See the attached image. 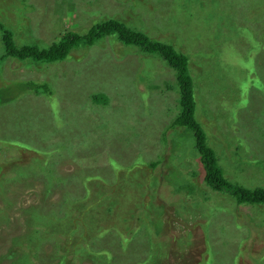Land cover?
<instances>
[{"label": "rangeland", "instance_id": "374dc122", "mask_svg": "<svg viewBox=\"0 0 264 264\" xmlns=\"http://www.w3.org/2000/svg\"><path fill=\"white\" fill-rule=\"evenodd\" d=\"M108 17L150 36L160 32L153 37L188 54L190 75L197 80L194 118L217 165L235 184L264 186V90L241 82L247 93L223 100L214 94L219 82H230L232 73L245 68L226 55L241 57L240 50L247 49L244 38L256 24H264V0H0V21L14 32L17 45L48 47L65 31L84 34ZM256 34L264 40V31ZM254 44L259 52L252 67L263 63L264 74V46L261 40ZM223 48V59L219 55L205 63L206 51ZM139 52L138 46L110 33L90 45H74L61 60L0 61V171L6 170L0 191V264L15 259L3 255L16 246L17 235L24 264H169L173 251L175 264H264V204L238 203L228 192L207 186L192 130L173 126L180 110L178 90L169 87L177 86L174 70L155 55L144 66L129 63L128 56L139 57ZM126 65L141 82L128 98L131 104L124 105L122 96L113 93L126 87L118 77L131 78ZM23 80L42 85L38 92L26 90ZM141 107L139 127L133 113ZM136 131L134 143H119ZM38 145L40 153L33 149ZM25 156L30 158L20 170L30 176L12 178L6 160L12 165ZM51 158L55 164H48ZM43 168L49 184H55L48 192L41 179L32 177L43 175L35 173ZM62 200L104 217L98 223L116 229L115 234L101 237L102 230L84 236L79 229L81 241L49 234V208L57 212L55 223L63 229L62 213L71 206L63 207ZM38 205L47 211L28 217ZM34 223L42 226L39 235L33 233ZM26 233L35 248L22 240ZM107 241L104 259L98 250H89L105 247ZM117 243H122L120 251Z\"/></svg>", "mask_w": 264, "mask_h": 264}, {"label": "trees", "instance_id": "16d2710c", "mask_svg": "<svg viewBox=\"0 0 264 264\" xmlns=\"http://www.w3.org/2000/svg\"><path fill=\"white\" fill-rule=\"evenodd\" d=\"M79 2V0H78ZM180 17H178L179 19ZM257 27L253 28L251 31V35L246 36L244 38L246 50H240L241 57H238L236 54H230L227 53V57L235 58L239 62L240 65L245 66V68L241 72H235L234 75L231 74L230 76V82H219L220 86L215 88V93L220 97V99H224L229 94L233 95L236 93H239L240 91H243L244 93H247V87L244 83L249 84H255L258 85L261 90H264V74L261 73V70L263 69V63L261 65H256L253 68L252 64L256 63V60H258V57H256V54L258 55L259 50L255 48L256 42H259L261 40L262 46H264V40H262L257 32L264 31V24L258 25ZM115 34L116 38L120 40L124 44H131L134 46H138L140 48L141 55L138 57L137 55L134 56H128V62L129 63H135L139 62L142 66L146 62H151L148 60V57L150 55L158 56L162 61L164 60L171 69L174 70V76L176 77V85L169 86L171 88H177L179 96L177 98V101L179 103V113L178 116L174 119L173 126L175 127H187L192 130L193 138H194V148L195 151L198 153L200 157V161L202 163V172H203V180L207 184V186H210L215 191H223L228 192L231 196H233L238 203H245L247 205L251 204H264V186H255L253 188H247L245 186L235 184L231 181H229L222 173V169L217 165L216 162V156L214 154V151L210 145L206 142V137L203 129L199 125V123L194 118V107H195V90L194 86L197 85V80L193 78L190 75L189 72V56L188 54L183 51H179L176 49L174 45L171 43L156 39L155 34H161L160 32L155 31L151 32L153 36L148 35L147 33L134 29L126 25L124 22L118 20L115 17H108L102 22H96L89 28L87 33L84 34H78L73 33L71 31H65L62 34V37L58 39V41L52 43L48 47H38L35 44H20L17 45L14 41L13 35L14 32L11 31L9 28H7L1 21H0V61H3L7 59L8 57H12L16 61L23 60V59H32L33 61H45L50 62L54 60H61L66 57L67 53L72 50L73 46L76 45V48L83 45H90L97 41L99 38L104 36L105 34ZM163 34V33H162ZM255 36V41H253V36ZM210 46V45H209ZM238 50V49H237ZM226 52V49H218V50H208L204 54V61L206 64H211L214 59H218L219 55L223 59L222 54ZM238 52V51H235ZM131 54V53H129ZM128 54V55H129ZM256 57V60H255ZM195 65L198 67V60L196 61ZM130 69L131 72V78H127L124 82V86L122 87V97L121 101L124 105H127L129 100L128 98L134 96L135 92L137 91V88L135 84H139L141 81L138 80V78L135 76V71L132 66L126 65ZM235 68L236 65H232L230 63H227V67ZM258 66V67H256ZM261 67V68H260ZM247 68L249 71H251V75H249ZM254 69L253 71L250 70ZM258 69L259 71H256ZM246 77L244 80L239 81L240 77ZM260 77V79H258ZM263 77V78H262ZM119 78V77H118ZM119 81L121 83V80L119 78ZM196 82V83H195ZM237 82V83H234ZM240 83L242 87L238 86L237 84ZM23 84V85H22ZM22 88L25 87L26 89H32V90H38L39 87L42 84H38L32 80H26L24 83H21ZM245 86V87H244ZM100 92V91H99ZM126 93H130L129 95H126ZM2 95V93H0ZM102 96V95H101ZM103 98V96H102ZM215 100V97H213ZM219 99V98H218ZM220 106L222 105V102L219 103ZM127 107V106H126ZM142 109L139 108L136 109V111L133 113L135 123L137 126L140 127V120L138 116L139 111ZM233 115L234 113L231 112ZM142 126H144V123H141ZM6 140H2L4 144H8L5 142ZM164 146V145H163ZM165 147V146H164ZM41 145H38V148L36 146L33 147L35 152L40 153L41 152ZM46 152V147L44 148ZM4 150V148L1 146L0 151ZM16 157H12L11 160L15 159ZM29 156H25L24 159H20L19 161H16L12 165L8 163V160H6L7 164H4L5 169H12L13 171V177L17 178L18 176H23V178H26L30 176V173L27 175H23L22 171L20 170L22 161H26ZM36 157H32V160H35ZM49 163L55 164L56 158H51L48 160ZM137 164H139L141 161H135ZM5 163V161H4ZM152 166L153 164L150 163ZM10 167H9V166ZM0 168L4 169L2 165L0 164ZM6 171V170H4ZM4 171H0V191L3 190V183L6 182V177L4 176ZM10 172V171H9ZM38 175L41 176H32L35 178H39L44 182L46 191L48 192L49 189L51 190V187L55 184H49L50 175L47 171H44V168L42 169V173L40 171L35 172ZM46 178H45V176ZM10 178V177H9ZM54 183V180L52 181ZM63 207H66L70 205L72 207L66 209L65 213H62L65 219V223H62V228L60 229L56 223H55V217H57V212L49 208L47 211V208H41L40 206H34L32 209H29L30 214H28V217L33 218H39L40 215L47 211L50 222L49 225L46 227L45 231H47L49 234H57L62 233L65 234L66 237H68V240H72L70 237H74L77 239V241H81V239H78L76 237L78 230L82 231L84 233V236H89L91 233L95 231H99L100 228L103 227L102 224L98 223V220L103 219L104 217L96 218L95 216L89 215L85 208L77 209L76 204H73L72 202H66L62 200ZM40 203V202H39ZM43 203H41L42 205ZM2 210L0 208V216L2 214ZM91 214V213H90ZM2 219V217H0ZM105 220V219H104ZM33 225V233L35 235H39L41 233L40 228L42 226L39 223H34ZM107 225V224H106ZM40 226V227H39ZM95 228V230H92ZM30 236L26 233L25 236H22V240L24 238L25 244L27 243L31 247H36L35 245H31V241L26 240ZM44 236V235H43ZM41 236L38 240L39 241ZM15 238V244L16 246L13 247V244L11 247L8 248L9 253L3 255L4 257H13L15 256V259L13 258L12 262L14 264H24L23 255L24 250L21 247V243L19 241L20 235H17ZM262 241V238H259ZM21 240V242H22ZM76 241V242H77ZM24 244V245H25ZM66 248L68 246H65ZM261 248V247H259ZM257 248V249H259ZM89 250H98L99 252V258H103L107 256V252H105L106 248L104 247H98L95 245V248L89 249ZM88 251V250H87ZM174 252V251H173ZM171 253L169 264H175L176 263V257ZM87 253V252H86ZM89 255V254H88ZM203 258V257H202ZM201 258V259H202ZM263 259V258H262ZM261 259V260H262ZM96 261H98L96 259ZM9 264H13V263ZM67 260H64L63 264H68ZM101 263V261H100ZM201 261H190L185 260L184 264H200ZM71 264V263H69ZM262 264V263H261Z\"/></svg>", "mask_w": 264, "mask_h": 264}, {"label": "water", "instance_id": "95a60500", "mask_svg": "<svg viewBox=\"0 0 264 264\" xmlns=\"http://www.w3.org/2000/svg\"><path fill=\"white\" fill-rule=\"evenodd\" d=\"M119 78L122 79V80H121V83H122V84H124L125 80L127 79V78H124L123 76H120ZM120 87H121V86H120ZM100 88H101V87H100ZM101 90H102V89H101ZM117 91L122 92V87H121V88H116V90H114L115 93H113V94H117V95H114V96L118 98V97H120V96L122 95V93L117 92ZM104 92H105V91H104ZM120 99H121V98H120ZM128 104H131V102L129 101ZM102 224H103V223H102ZM122 226H123L122 224L119 225L120 228H122ZM122 229H123V228H122ZM102 230H103L104 234H103V236H101V237H105V236H106V237H109L111 234H115V231H116V229L108 228V227L106 226V223L103 225L102 229H101V228L99 229L98 232L100 233ZM123 230H124V229H123ZM112 231H113V232H112ZM119 231H121V230H119ZM101 237H99V238H101ZM108 243H109V244H108ZM119 243H120V242H119ZM107 244H108V245H106L105 243H103V244H101V245H103V246L106 245L104 248H106L105 252L108 253L107 246L110 245V241H107ZM96 246H99V245H96ZM108 248H110V247H108ZM121 249H122V243H121V245H118V243H117V244H116V250H117V251H120ZM123 253H124V252L122 251V253H120V255L123 254ZM107 255H108V254H107ZM120 255H119V256H120ZM119 256L117 257L116 261H117V260H121V259H119ZM104 258H105V257H104Z\"/></svg>", "mask_w": 264, "mask_h": 264}, {"label": "flooded vegetation", "instance_id": "af4514ba", "mask_svg": "<svg viewBox=\"0 0 264 264\" xmlns=\"http://www.w3.org/2000/svg\"><path fill=\"white\" fill-rule=\"evenodd\" d=\"M136 132H133L131 136H127V138L125 137H121V141L119 142L120 144H122V146L125 145V147H127V145H129V143H134L136 141V139L133 137L134 135H136ZM132 155H135L134 153H131Z\"/></svg>", "mask_w": 264, "mask_h": 264}, {"label": "clouds", "instance_id": "9594fccd", "mask_svg": "<svg viewBox=\"0 0 264 264\" xmlns=\"http://www.w3.org/2000/svg\"><path fill=\"white\" fill-rule=\"evenodd\" d=\"M26 17H27V16H26ZM27 18H28V17H27ZM23 60H24V59H23ZM24 81H26V80H23L22 83H24ZM22 85H23V84H22ZM22 85H21V87H22ZM26 90H32V89H26ZM36 92H38V91L36 90ZM31 94L34 95V93H31ZM35 96H37V94H36ZM217 106L219 107V108H218V107H217V108L220 109L222 105L220 106V104H219V105H217Z\"/></svg>", "mask_w": 264, "mask_h": 264}]
</instances>
